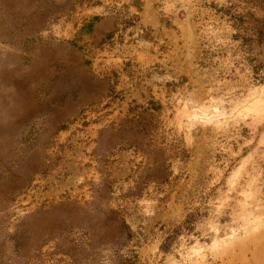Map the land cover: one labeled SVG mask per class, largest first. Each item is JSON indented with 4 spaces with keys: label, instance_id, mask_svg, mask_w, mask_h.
Returning a JSON list of instances; mask_svg holds the SVG:
<instances>
[{
    "label": "rangeland",
    "instance_id": "obj_1",
    "mask_svg": "<svg viewBox=\"0 0 264 264\" xmlns=\"http://www.w3.org/2000/svg\"><path fill=\"white\" fill-rule=\"evenodd\" d=\"M263 237L264 0H0V264H264Z\"/></svg>",
    "mask_w": 264,
    "mask_h": 264
},
{
    "label": "crops",
    "instance_id": "obj_2",
    "mask_svg": "<svg viewBox=\"0 0 264 264\" xmlns=\"http://www.w3.org/2000/svg\"><path fill=\"white\" fill-rule=\"evenodd\" d=\"M164 62H169V60L167 61L166 59L164 60ZM171 65H174V63H170V66ZM164 66H165V68H167L168 69V73H169V75L171 76V75H175L176 77H178V79L179 80H185L186 79V77H183L184 75L183 74H177V73H175V72H173L174 70H173V67H170V68H168L165 64H164ZM172 72V73H171Z\"/></svg>",
    "mask_w": 264,
    "mask_h": 264
},
{
    "label": "bare ground",
    "instance_id": "obj_3",
    "mask_svg": "<svg viewBox=\"0 0 264 264\" xmlns=\"http://www.w3.org/2000/svg\"><path fill=\"white\" fill-rule=\"evenodd\" d=\"M264 238V237H263Z\"/></svg>",
    "mask_w": 264,
    "mask_h": 264
}]
</instances>
